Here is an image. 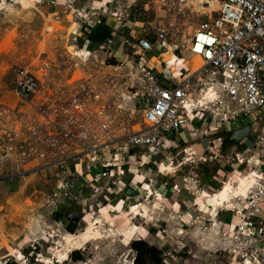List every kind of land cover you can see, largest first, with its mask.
I'll use <instances>...</instances> for the list:
<instances>
[{
    "label": "rangeland",
    "instance_id": "rangeland-1",
    "mask_svg": "<svg viewBox=\"0 0 264 264\" xmlns=\"http://www.w3.org/2000/svg\"><path fill=\"white\" fill-rule=\"evenodd\" d=\"M150 1L0 0V142L5 141V134L14 135L17 142L13 155L0 160V264H132L135 253L130 243L142 229L146 230V241L162 250L168 264L228 263L219 223H228L229 212L221 211L217 224L213 214L205 213L195 202V193L213 194L233 174L241 179L249 171L246 163L238 171L232 164L233 157L243 154V145L222 151L220 137L229 133L225 125L216 129L213 124L215 128L209 129V135H198L194 142L154 155L151 161L156 160L157 165L148 161L144 168L133 167L122 177L123 191L109 193V200L104 198L108 192L103 187L105 181L88 186L92 173L87 165L92 163L87 157L71 149H59L65 143L50 145L75 126L80 148L88 138H96L98 144H107L111 149L118 147L126 135L144 128L142 107L146 94L132 60L144 56L149 65L150 56L161 53L157 49L139 53L133 47L136 39H153L159 29L167 28L169 42L180 44L192 37L203 20L193 14L172 18ZM83 7L94 19L104 18L108 24L115 23L112 13L122 17L120 33L110 48L99 50L84 46L86 41H74L73 32L80 19L73 9ZM165 55L171 53L153 59L159 69V62L174 60L172 55ZM183 58L189 61L187 66L193 65L189 52ZM111 60L116 63L111 64ZM19 69L32 71L38 79L36 91L26 101L13 92ZM240 124L246 125L238 121L235 127ZM263 125L264 113L258 132ZM178 136L193 140L186 133ZM255 138L252 133L248 143H254ZM108 148L98 155L99 160L112 161ZM0 151L3 153L4 147ZM252 155L248 152L247 158ZM229 159L231 165L226 163ZM162 161L171 163L173 169L164 172L159 164ZM93 165L98 170L97 164ZM215 170V177L210 179ZM188 176L198 179L181 194L183 199L187 195L191 204L175 212L176 208L165 200L170 192L167 185H181ZM130 185L129 193L134 194L128 195ZM76 186L85 191H78ZM72 211L85 213L82 219H68ZM56 212H62L65 219L57 220ZM100 214L102 223L95 224ZM71 222L77 224L74 233L66 230ZM96 226L101 234L85 240L82 234ZM68 234L78 238L65 258L62 255L67 251ZM76 251L83 260L71 258Z\"/></svg>",
    "mask_w": 264,
    "mask_h": 264
},
{
    "label": "built area",
    "instance_id": "built-area-1",
    "mask_svg": "<svg viewBox=\"0 0 264 264\" xmlns=\"http://www.w3.org/2000/svg\"><path fill=\"white\" fill-rule=\"evenodd\" d=\"M150 3L162 7L172 18L193 14L203 20L192 37L180 44H171L169 30L161 28L153 39L137 38L133 47L143 54L157 49L162 57L171 53L183 58V54L189 52L192 59L200 60V67L194 69L193 65L184 64L174 71L168 70L164 60L159 62V69L156 65H148L144 56L133 59L142 76L146 94V103L142 107L144 128L126 135L118 147L111 149L107 144H98L96 138H88L89 141L80 148L79 130L75 126L74 130L64 131V136L50 145L65 143L59 149H71L72 153L87 157L92 163L87 165L92 173L88 186H93L95 181L100 184L105 181L103 187L108 192L104 198L109 200L110 194L123 191L120 184L127 171L133 167L144 168L154 155L174 147L175 139L181 132L196 137L207 136L209 129L215 128L213 124L216 129L225 125L227 132L242 127L241 124L235 127L238 121L249 124L252 133L256 134L255 142L249 144L247 137L240 143L245 147L243 154L251 152L253 155L247 158L237 154L232 158V164L242 166L246 163L249 168L246 194L244 197L235 196L216 214L218 216L225 209L231 216L228 223H219V234L228 256L227 264H264V125L260 132L257 131L264 113V0H151ZM73 11L80 19L73 32L74 41L78 43L80 39H85L86 28L97 18L84 12V7ZM112 15L115 23L110 25V38L98 46L99 50L110 48L120 33L118 27L123 24L122 17L119 13ZM124 65L122 62L121 67ZM166 71H171V76L166 77ZM175 74L179 75L172 76ZM16 76L13 92L26 101L38 87L37 76L28 69L17 70ZM62 131L60 134H63ZM5 136V141L0 142V149L4 147L3 153L0 151V160L2 156L9 158L13 155L17 146L14 135ZM222 142L220 137V145ZM106 148L112 157L111 162L107 158L98 159ZM151 162L157 163L156 160ZM94 163L98 170L94 168ZM226 163L231 165V160H226ZM192 182L197 184L198 179L184 177L183 184L174 187V193L180 194L184 189L189 191ZM74 187L72 184V189ZM76 187L78 191H85L82 186ZM163 196L166 197L165 194ZM216 217H213L215 223Z\"/></svg>",
    "mask_w": 264,
    "mask_h": 264
},
{
    "label": "bare ground",
    "instance_id": "bare-ground-1",
    "mask_svg": "<svg viewBox=\"0 0 264 264\" xmlns=\"http://www.w3.org/2000/svg\"><path fill=\"white\" fill-rule=\"evenodd\" d=\"M200 8L202 10H205V7L200 6ZM166 56V55H165ZM164 56V57H165ZM198 60L199 62V67L201 65V62L198 58H195ZM198 67V68H199ZM197 69V68H196ZM167 158V157H166ZM175 166V165H174ZM161 168L164 172L168 171V170H172L173 166L171 165V163L162 161L161 162ZM247 174L243 175L241 177V179H238V176L234 174L231 176V178L229 180H227L224 183V186L222 189L218 190L217 192L213 193V194H207V193H195L196 195H198L195 199V202L199 205H201L203 211L205 213H211L213 214V217L217 216V212L223 208L226 204H229L231 202L232 197L234 196H245L246 194V189H247ZM207 200V202H206ZM210 214V215H211ZM173 218V217H172ZM103 220L102 215L100 214L98 216V218L94 221L95 224H101ZM93 231L91 229H89L88 231H86L83 235V238L85 240H88L90 238H96L101 234V230L100 228H98V226L93 227L92 228ZM146 230L142 229L140 232L142 233H136L135 236L132 238V240H137V237H139L140 239H142V235L144 236V232ZM146 236H144L143 239H145ZM77 236L73 235V234H68L67 235V251L66 253H64L62 255V257H69V253L72 252V248L74 247L75 242L77 241ZM147 238V237H146Z\"/></svg>",
    "mask_w": 264,
    "mask_h": 264
},
{
    "label": "trees",
    "instance_id": "trees-1",
    "mask_svg": "<svg viewBox=\"0 0 264 264\" xmlns=\"http://www.w3.org/2000/svg\"><path fill=\"white\" fill-rule=\"evenodd\" d=\"M104 21V20H103ZM86 33V37L89 38L90 40L97 41V42H102L104 41L105 37L107 36V34L110 35V29L108 28V26L105 25V22H103L101 25L96 26L94 31L88 26L85 30ZM85 41V39H80L79 42L80 44H83V42ZM116 61L115 60H111V64H115ZM150 66H152L150 64ZM231 132H229L226 137H223V142H222V146L221 149L222 151L227 148V147H231L236 145L237 143L234 142H228V137L230 135ZM161 164V163H159ZM217 170H215L214 174L210 175V179L215 177ZM227 216H230V214H228ZM55 218L57 220L63 221V219H65V217L63 216L62 212H56L55 214ZM77 229V224L74 223H69L66 225V230L70 233H74ZM130 247L131 249L134 251L135 255L133 258V262L134 264H166L163 260L162 257V250L159 249L157 246L154 245H150L147 241L143 240V239H137V240H133L130 243ZM71 258L79 261V260H83L84 258L80 255L79 252H73L71 255ZM8 264V263H6Z\"/></svg>",
    "mask_w": 264,
    "mask_h": 264
},
{
    "label": "crops",
    "instance_id": "crops-1",
    "mask_svg": "<svg viewBox=\"0 0 264 264\" xmlns=\"http://www.w3.org/2000/svg\"><path fill=\"white\" fill-rule=\"evenodd\" d=\"M103 20H104V18L102 19H100L99 21H97V20H95V21H93V23H92V25L90 26V28L94 31V29H95V27L96 26H99V25H101L102 23H103ZM105 21V20H104ZM105 25L106 26H108V28L110 29V35H111V31H112V29H111V27H110V25L111 24H108L107 22H105ZM110 35L109 34H107V36L105 37V39H104V41H102V42H97V41H92V40H90L89 38H87L86 36H85V41H86V43H87V45H84V46H89V45H91V46H95V47H98L99 45H101V44H103V43H105L109 38H110ZM90 43V44H89ZM172 55V57L174 58V60H170V62L168 61V70H171V69H173V70H176L178 67L176 66V62L178 63V65L179 66H181V65H184V64H186L185 63V60H183V58H179V57H177V56H175V55H173V54H171ZM171 55H166L164 58H167V57H170ZM161 56V54H159V55H152V56H150V63L149 64H151L152 66H154L155 64L153 63V59H158V57H160ZM181 59V61L182 62H179V60ZM166 62V61H165ZM183 62H184V64H183ZM180 63H182V64H180ZM191 63H189V65H190ZM192 64H193V66H194V69H196V68H198L199 67V62H198V60L197 59H193V61H192ZM157 67V66H156ZM166 76V75H165ZM165 76H162L163 78H165ZM166 79V78H165ZM163 81H165L164 79H162ZM183 133H186L187 135H188V139L189 138H193V140L192 141H187V140H185V138H182V136H178V135H180V134H183ZM180 134H178L177 135V137H176V139H175V143H174V147H176L177 145H179V144H182V143H184V144H187V143H190V142H194L195 141V139H196V136L195 135H192V134H188V132H181ZM237 144H239V145H241V143L239 142V143H237ZM236 144V145H237ZM173 146H171L170 148H172ZM169 148V149H170ZM245 157H247V154H243ZM236 165V171H238V169H240L242 166H239L238 164H235ZM181 167V166H180ZM183 183H181V185H182ZM130 187L132 188V186L130 185L129 186V188H128V190L130 189ZM167 187L169 188L168 190L170 191L169 192V194H168V196L166 197V201L170 204V205H172L174 208H176V211L175 212H179V209H181V207L182 206H186V207H189V204H191V201L190 200H188V196L187 195H185L186 197V199H183L182 198V196H181V194L182 193H185L187 190L186 189H184V190H182V192L180 193V194H177V193H174V187H172V186H170L169 184L167 185ZM126 193H127V191H126ZM187 214H190L189 213V211L188 212H186ZM183 214H185V213H183ZM145 241H146V239H144Z\"/></svg>",
    "mask_w": 264,
    "mask_h": 264
},
{
    "label": "water",
    "instance_id": "water-1",
    "mask_svg": "<svg viewBox=\"0 0 264 264\" xmlns=\"http://www.w3.org/2000/svg\"><path fill=\"white\" fill-rule=\"evenodd\" d=\"M182 66L183 65H181V66H179L178 68H177V70H179V69H181L182 68ZM171 71H166V73H165V75H167V76H171ZM179 74H175V75H172V76H174V77H176V76H178ZM251 133H252V128H251V126L249 125V124H246V125H244V126H242V127H240V128H237V129H235V130H233L231 133H230V135H229V137H228V142H234V143H239L240 141H242L244 138H247V137H249L250 135H251ZM130 192V189L129 190H127V194L129 195H131V194H134V193H129ZM72 215H79V219H80V217L82 216L81 215V213H78V212H72V213H69L68 214V219H70V217L72 216ZM78 220V219H77Z\"/></svg>",
    "mask_w": 264,
    "mask_h": 264
},
{
    "label": "flooded vegetation",
    "instance_id": "flooded-vegetation-1",
    "mask_svg": "<svg viewBox=\"0 0 264 264\" xmlns=\"http://www.w3.org/2000/svg\"><path fill=\"white\" fill-rule=\"evenodd\" d=\"M72 212H78V213H81V217H80V219H82L83 218V213H85V212H81V211H72ZM72 212H70V213H72ZM72 216H74V217H78V219H79V215H72Z\"/></svg>",
    "mask_w": 264,
    "mask_h": 264
}]
</instances>
